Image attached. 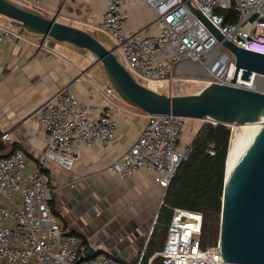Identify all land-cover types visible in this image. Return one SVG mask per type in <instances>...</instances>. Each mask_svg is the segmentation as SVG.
<instances>
[{"label":"built area","instance_id":"1","mask_svg":"<svg viewBox=\"0 0 264 264\" xmlns=\"http://www.w3.org/2000/svg\"><path fill=\"white\" fill-rule=\"evenodd\" d=\"M18 1L33 9L42 5V0ZM189 1L225 41L264 55V0ZM123 2L107 0L96 28L114 41L113 54L139 84H156L167 96L196 95L213 84L261 92L255 75L244 81L239 79L240 72L236 83L230 82L235 58L221 50L185 1L134 0L152 11L154 35L126 30ZM7 37L0 30V45ZM90 58L96 60L92 54ZM90 79L86 74L77 81ZM110 94L117 96L114 88ZM115 118L112 109L89 105L70 90L59 92L39 108L36 119L44 128V148L37 162L30 167L23 151L0 158V264H121L106 253L102 243L67 233L55 219L45 171L51 162L73 169L83 147H110L117 137ZM184 123L185 119L173 115H148L137 141L109 169L123 180L142 171L153 177L165 197L191 152V145L181 146ZM0 141L9 142L10 137L4 134ZM202 232V214L174 209L163 249L147 264H221V257L214 255L220 254L219 243L203 247ZM91 249L97 255L85 260ZM145 255L146 247L137 264H145Z\"/></svg>","mask_w":264,"mask_h":264},{"label":"crops","instance_id":"2","mask_svg":"<svg viewBox=\"0 0 264 264\" xmlns=\"http://www.w3.org/2000/svg\"><path fill=\"white\" fill-rule=\"evenodd\" d=\"M9 1L46 18H56L58 23L107 35L96 28L106 12L107 0H42L38 9L18 0ZM122 10L129 33H157L149 8L124 0ZM0 30L9 34L0 45V137H10L9 142L0 143L7 149L23 151L32 167L44 148V128L36 113L63 90L72 91L89 105L112 109L117 137L110 147L81 148L78 163L71 170L52 162L46 166L54 216L67 233L89 239L92 244L102 243L106 253L121 264H137L146 247L147 264L163 249L148 256L150 230L163 207V191L142 171L123 180L109 168L137 141L148 115L117 94L111 96L113 87L102 65L97 59L91 60L89 52L21 30L2 15ZM101 43L109 50L115 48L112 39ZM86 74L91 75L89 81H77ZM150 89L164 94L156 84ZM203 125L198 120H186L181 146L191 145ZM185 131L191 136L188 142L183 141Z\"/></svg>","mask_w":264,"mask_h":264},{"label":"water","instance_id":"3","mask_svg":"<svg viewBox=\"0 0 264 264\" xmlns=\"http://www.w3.org/2000/svg\"><path fill=\"white\" fill-rule=\"evenodd\" d=\"M183 1L235 58L232 84L240 72L239 79L244 81H250L253 75L264 77V55L225 41L189 0ZM0 15L21 30L92 54L120 99L147 115H173L185 120L225 124L232 129L255 122L264 124V92L213 84L196 95L160 94L136 82L112 50L83 30L58 23L56 18H46L9 0H0ZM157 219L158 216L154 225ZM219 247L220 254L214 255L221 257V264H264V126L252 127L230 176L225 168ZM96 255L91 249L85 260Z\"/></svg>","mask_w":264,"mask_h":264},{"label":"trees","instance_id":"4","mask_svg":"<svg viewBox=\"0 0 264 264\" xmlns=\"http://www.w3.org/2000/svg\"><path fill=\"white\" fill-rule=\"evenodd\" d=\"M231 129L225 124L207 122L193 139L189 157L178 168L164 197L154 230L155 236L160 238L149 241L148 256L162 249L161 242L166 239L174 209L202 214V245L208 247L214 242L216 232L214 217L219 216L222 211ZM6 150L10 155L16 151V147L7 149L0 143V158L8 156ZM209 151H213L214 155H210ZM50 206L56 215L52 201Z\"/></svg>","mask_w":264,"mask_h":264},{"label":"rangeland","instance_id":"5","mask_svg":"<svg viewBox=\"0 0 264 264\" xmlns=\"http://www.w3.org/2000/svg\"><path fill=\"white\" fill-rule=\"evenodd\" d=\"M81 30H83V31H85V32H87V33H89L91 36H93L95 39H97L98 41H102V42H110V40L111 39H109V37L107 36V35H105V34H102V33H98V32H96V31H94V30H92V29H88V28H81ZM223 52H226V50L222 47V49H221ZM101 65V64H100ZM255 82H256V85H257V89L259 90V91H261V92H264V77H260V76H257L256 78H255ZM110 83V82H109ZM140 83L142 84V85H144V86H147V87H151V84L150 83H148V82H143V81H140ZM190 88H192V90H194V91H196V88L193 86V85H190L189 86ZM167 89V87H165V89L164 90H166ZM165 92V91H164ZM186 121V120H185ZM198 122H200V121H198ZM201 123H203V124H206L207 122H203V121H201ZM231 131L233 132V130L231 129ZM233 134V133H232ZM191 136H190V134L189 133H187L186 131H185V135H184V137H183V141L184 142H188V141H190V138ZM214 222H215V230H216V232H215V237H214V242L211 244V246H216V245H218V243H219V240H220V230H221V214L219 215V216H216V217H214ZM152 228H153V230H152ZM155 228H156V224L155 225H153L152 227H151V230H150V232H151V239H153V240H159V238H160V236H155V234H154V230H155ZM150 232H149V234H150ZM156 233V232H155ZM154 234V235H153ZM156 234H158L159 235V233H156ZM164 241L165 240H163V242H161V248H162V246L164 245Z\"/></svg>","mask_w":264,"mask_h":264},{"label":"bare ground","instance_id":"6","mask_svg":"<svg viewBox=\"0 0 264 264\" xmlns=\"http://www.w3.org/2000/svg\"><path fill=\"white\" fill-rule=\"evenodd\" d=\"M150 88H154V84H151ZM253 126H264V124L260 122H255L239 127H234V134L231 139L226 161L227 176H230L232 174L235 165V158L239 153L243 142L248 137V134L250 133Z\"/></svg>","mask_w":264,"mask_h":264}]
</instances>
